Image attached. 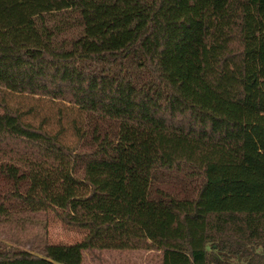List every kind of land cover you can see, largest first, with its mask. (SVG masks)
<instances>
[{
    "label": "trees",
    "instance_id": "1",
    "mask_svg": "<svg viewBox=\"0 0 264 264\" xmlns=\"http://www.w3.org/2000/svg\"><path fill=\"white\" fill-rule=\"evenodd\" d=\"M261 147L264 0H0V264H264Z\"/></svg>",
    "mask_w": 264,
    "mask_h": 264
},
{
    "label": "rangeland",
    "instance_id": "2",
    "mask_svg": "<svg viewBox=\"0 0 264 264\" xmlns=\"http://www.w3.org/2000/svg\"><path fill=\"white\" fill-rule=\"evenodd\" d=\"M6 100L9 104H12L15 107H18L22 111H30V107L34 108L31 110L30 115L25 116L27 119L38 120L44 116L46 110L49 108L47 101L43 99L30 98L20 95L6 94ZM42 103V104H41ZM30 109V110H29ZM66 134L65 139H70V130L64 132ZM264 147H261L259 151L260 154H264ZM48 237L51 243L58 241H65L67 236L62 231L60 225L49 227ZM37 238L31 237V232H25L19 229H11L9 226H2L0 224V242L7 245H12L16 248L21 249H30L32 244L37 242ZM67 255V254H66ZM78 255V254H76ZM76 255L71 254L69 257L74 258ZM83 255L82 264H157L156 255L152 252H143V251H129L126 253H119L117 251H104L101 253V257L97 260H91L89 255ZM65 256V255H64ZM55 256L51 260L54 263H58ZM230 260L236 261L235 257H231Z\"/></svg>",
    "mask_w": 264,
    "mask_h": 264
}]
</instances>
